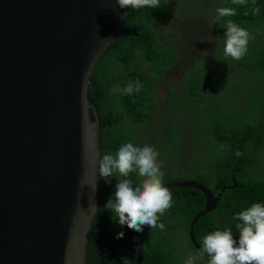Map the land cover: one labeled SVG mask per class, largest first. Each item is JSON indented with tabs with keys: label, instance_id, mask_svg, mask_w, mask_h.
Listing matches in <instances>:
<instances>
[{
	"label": "trees",
	"instance_id": "16d2710c",
	"mask_svg": "<svg viewBox=\"0 0 264 264\" xmlns=\"http://www.w3.org/2000/svg\"><path fill=\"white\" fill-rule=\"evenodd\" d=\"M176 1L160 0L157 8H130L125 14L121 37L112 43L91 76L88 98L94 106L92 118L100 120L102 156L118 150L124 142L153 145L159 151L164 185L193 181L213 196L226 190L212 212L201 216L193 226L195 243L217 228H230L238 240V220L233 217L253 203H264V0H255L260 12L237 6L231 0H216L209 13L199 12L196 31H187L185 54L178 41L183 39L184 21L172 18ZM198 2V0H189ZM218 7L236 8V15L215 23ZM247 13V14H246ZM231 19L255 36L240 61L224 56L225 21ZM163 26H167L164 31ZM192 38V40H191ZM206 51L197 55L203 41ZM193 63V64H192ZM150 65V70L141 68ZM169 85L167 103L157 116L154 80L160 74L176 79ZM142 86L131 94L123 89L131 82ZM243 87L235 96L231 88ZM164 124L168 125L163 129ZM182 173V174H181ZM134 184L140 178L130 174ZM106 183L98 177L99 207L92 223L86 264H135L137 247L111 210L104 206L114 196L116 177ZM172 207L160 217L163 230L144 226L137 232L144 251L142 264H183L192 254L196 264H208L191 246L189 224L203 211L205 200L199 190L173 189ZM123 231V238L117 234Z\"/></svg>",
	"mask_w": 264,
	"mask_h": 264
},
{
	"label": "water",
	"instance_id": "95a60500",
	"mask_svg": "<svg viewBox=\"0 0 264 264\" xmlns=\"http://www.w3.org/2000/svg\"><path fill=\"white\" fill-rule=\"evenodd\" d=\"M128 9L117 0H0V264H86L102 157L88 91ZM165 186L202 193L188 237L210 258L193 226L236 185L217 196L193 181ZM123 228L142 264L140 238Z\"/></svg>",
	"mask_w": 264,
	"mask_h": 264
},
{
	"label": "clouds",
	"instance_id": "9594fccd",
	"mask_svg": "<svg viewBox=\"0 0 264 264\" xmlns=\"http://www.w3.org/2000/svg\"><path fill=\"white\" fill-rule=\"evenodd\" d=\"M117 3L120 8L133 9L161 6L160 0H117ZM231 3L248 7V0H231ZM251 12L254 15L260 12L255 0H252ZM216 13L214 23L222 18L235 16L236 8L218 7ZM224 28V56L235 61L242 60L247 54L249 41L255 39V36L231 19L225 21ZM141 87L138 81L135 87L130 82L123 91L131 94ZM158 157V149L151 144L124 142L117 151L106 153L98 160L99 177L106 183H111L112 177L117 180L114 196L109 198L104 207L113 212L120 226L127 224L135 233L143 232L144 226L163 230L165 225L158 221L173 205L172 193L163 183L164 172ZM132 173L140 178L135 184L130 178ZM84 187L83 179L80 188ZM95 188L96 184L93 191ZM77 195L79 197L83 193L78 192ZM233 219L239 221L236 224L238 240L234 238L230 228H217L202 239L201 253H206L210 258L199 255L209 259L208 264H264V203H253L236 213ZM123 236L121 231L117 234V239ZM196 259L204 263L197 255L194 257L189 254L183 264H196Z\"/></svg>",
	"mask_w": 264,
	"mask_h": 264
},
{
	"label": "rangeland",
	"instance_id": "374dc122",
	"mask_svg": "<svg viewBox=\"0 0 264 264\" xmlns=\"http://www.w3.org/2000/svg\"><path fill=\"white\" fill-rule=\"evenodd\" d=\"M215 2L216 0H198V2H191L189 0H184V1L175 2L174 10L172 12L173 14L172 18L175 21L185 22V28L183 29V33L185 37L176 43V45L179 47L181 51V54H185L186 40H190L188 37H186L187 31H190L191 35H193L196 31L197 14L199 12L209 13L213 9ZM163 28H164V31L167 30V26H163ZM205 41L207 40H203L197 45V55H201L207 50L206 47L203 45ZM141 68L144 70L151 69L150 65L148 64H143ZM187 68H188V65H186V69L180 70L179 73L177 72L176 79L171 80V79H168L166 75L160 74L158 76L160 78V81L154 80V84L156 87V97H157V116H160L162 114L163 108L167 103L169 92H168V87L166 85V82L169 83V85L177 88V86L180 85L183 72H186ZM243 86H244L243 83H241L240 85L234 86L231 88V92L236 96L239 93V89ZM162 128L167 129L168 125L164 124Z\"/></svg>",
	"mask_w": 264,
	"mask_h": 264
},
{
	"label": "flooded vegetation",
	"instance_id": "af4514ba",
	"mask_svg": "<svg viewBox=\"0 0 264 264\" xmlns=\"http://www.w3.org/2000/svg\"><path fill=\"white\" fill-rule=\"evenodd\" d=\"M263 161H264V158H263Z\"/></svg>",
	"mask_w": 264,
	"mask_h": 264
}]
</instances>
